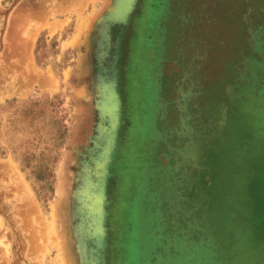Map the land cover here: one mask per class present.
Returning <instances> with one entry per match:
<instances>
[{"label": "rangeland", "instance_id": "1", "mask_svg": "<svg viewBox=\"0 0 264 264\" xmlns=\"http://www.w3.org/2000/svg\"><path fill=\"white\" fill-rule=\"evenodd\" d=\"M113 3L0 0V264H84ZM120 40L109 264H264V0H139Z\"/></svg>", "mask_w": 264, "mask_h": 264}, {"label": "water", "instance_id": "2", "mask_svg": "<svg viewBox=\"0 0 264 264\" xmlns=\"http://www.w3.org/2000/svg\"><path fill=\"white\" fill-rule=\"evenodd\" d=\"M138 4L139 0H114L100 29L101 39L104 42L102 65L105 74L98 101L100 123L86 164V176L83 178L77 197L78 203L81 202L84 205L82 212L79 211L80 223L77 227V240L84 264H104L105 262L109 264L111 239L108 223L110 213L107 210L108 185L119 144L117 125L120 119V112L118 116H115L117 113L113 112L114 99L118 98L123 105L119 91L118 52L120 37L125 27L129 25ZM114 27L119 32L115 42L111 37V30ZM107 163L110 164L109 167L104 168ZM101 170L105 171L104 176L100 174Z\"/></svg>", "mask_w": 264, "mask_h": 264}, {"label": "trees", "instance_id": "3", "mask_svg": "<svg viewBox=\"0 0 264 264\" xmlns=\"http://www.w3.org/2000/svg\"><path fill=\"white\" fill-rule=\"evenodd\" d=\"M152 219H154L153 217H152ZM156 229H158V227L156 228ZM156 229H155V231H156ZM153 250V249H152ZM148 252V251H147ZM138 264H142V262H139Z\"/></svg>", "mask_w": 264, "mask_h": 264}]
</instances>
